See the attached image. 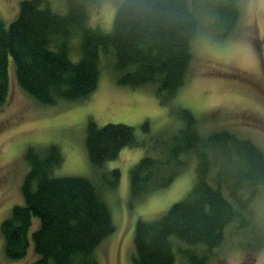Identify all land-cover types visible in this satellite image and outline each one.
Returning <instances> with one entry per match:
<instances>
[{
	"label": "trees",
	"instance_id": "16d2710c",
	"mask_svg": "<svg viewBox=\"0 0 264 264\" xmlns=\"http://www.w3.org/2000/svg\"><path fill=\"white\" fill-rule=\"evenodd\" d=\"M103 1L63 0L66 12H58L51 0H23L8 26L0 19V104L9 95L10 56L21 88L52 104L87 98L97 88L102 52L119 83H157L160 94L172 97L185 83L203 25L224 38L241 14L239 0H110L120 10L113 28L104 31L90 20ZM182 116L185 124L167 157L145 156L131 170L132 193L138 198L169 186L190 154L199 158L198 179L162 217L137 221L133 264H178L179 255L184 264H207L230 229H254L249 207L264 188V150L229 131L203 137L194 113L183 109ZM133 145H141L133 126L89 120L95 167ZM26 158L24 202L1 224L5 256L21 260L32 251L33 264H99L95 251L115 231L104 192L119 185L120 169L104 172L99 181L57 176L64 160L57 144L45 152L30 148Z\"/></svg>",
	"mask_w": 264,
	"mask_h": 264
},
{
	"label": "rangeland",
	"instance_id": "374dc122",
	"mask_svg": "<svg viewBox=\"0 0 264 264\" xmlns=\"http://www.w3.org/2000/svg\"><path fill=\"white\" fill-rule=\"evenodd\" d=\"M22 1L0 0V19L7 26ZM51 1L55 11L66 12L63 0ZM110 2L93 7L90 15L91 23L104 31H110L105 15V5ZM239 4V21L226 37L203 25L193 44L194 56L185 83L169 98L159 93L157 83H119L102 52L99 83L87 98L45 104L21 88L14 60L9 57V95L0 104V264H33L35 258L32 251L21 260L7 258L1 232V224L13 207L24 202L22 183L29 170L26 154L30 148L45 152L52 144L59 146L64 160L54 170L57 176L99 181L104 172L120 169L119 185L104 192L115 231L95 251L99 264H133L137 221L159 219L194 189L199 158L190 154L169 186L138 198L132 193L131 170L145 156L167 157L172 138L185 124L183 109L194 113L203 137L229 131L264 150V0H239ZM90 119L100 126H133L141 145L126 146L117 158L95 167L87 146ZM249 208L254 229H230L217 256L207 264H264V188ZM178 264H184L181 255Z\"/></svg>",
	"mask_w": 264,
	"mask_h": 264
},
{
	"label": "clouds",
	"instance_id": "9594fccd",
	"mask_svg": "<svg viewBox=\"0 0 264 264\" xmlns=\"http://www.w3.org/2000/svg\"><path fill=\"white\" fill-rule=\"evenodd\" d=\"M124 0H121V5L123 4ZM119 7L114 4V3H108L105 5V15H106V19H107V28L108 30H111L115 19L118 15L119 12Z\"/></svg>",
	"mask_w": 264,
	"mask_h": 264
}]
</instances>
